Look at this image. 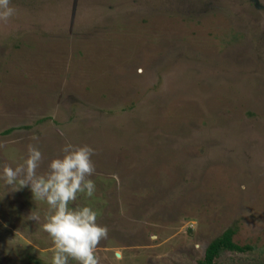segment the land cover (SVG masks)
I'll return each mask as SVG.
<instances>
[{
  "label": "rangeland",
  "instance_id": "374dc122",
  "mask_svg": "<svg viewBox=\"0 0 264 264\" xmlns=\"http://www.w3.org/2000/svg\"><path fill=\"white\" fill-rule=\"evenodd\" d=\"M10 7L0 176L29 145L43 155L37 175L66 144L87 145L96 190L69 208L89 207L107 227L100 264H197L228 229L248 248L215 264H264V0ZM48 215L30 186L0 179V264H51Z\"/></svg>",
  "mask_w": 264,
  "mask_h": 264
},
{
  "label": "clouds",
  "instance_id": "9594fccd",
  "mask_svg": "<svg viewBox=\"0 0 264 264\" xmlns=\"http://www.w3.org/2000/svg\"><path fill=\"white\" fill-rule=\"evenodd\" d=\"M13 15L10 0H0V21L7 23ZM62 152V158L50 161L46 175H37L43 155L29 145L25 163L15 169L6 165L0 179L7 185L18 184L19 189L30 186L33 198L48 204L50 215L42 227L53 245L51 264H100L97 248L101 240L107 239V227L97 224V214L91 208H69L79 193L87 197L95 193V183L89 179L95 173L91 159L94 149L66 144ZM245 188L241 186L242 190ZM29 219L39 222L40 218L30 215Z\"/></svg>",
  "mask_w": 264,
  "mask_h": 264
},
{
  "label": "trees",
  "instance_id": "16d2710c",
  "mask_svg": "<svg viewBox=\"0 0 264 264\" xmlns=\"http://www.w3.org/2000/svg\"><path fill=\"white\" fill-rule=\"evenodd\" d=\"M234 234L232 229H228L223 235L212 241L205 252L204 259L197 264H215L216 259L225 251L245 252L248 247H241L236 244L233 241Z\"/></svg>",
  "mask_w": 264,
  "mask_h": 264
}]
</instances>
